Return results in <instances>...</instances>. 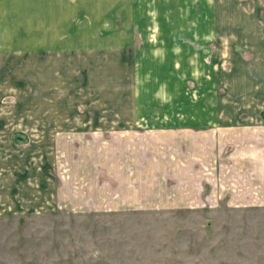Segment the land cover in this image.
<instances>
[{"label":"rangeland","instance_id":"rangeland-1","mask_svg":"<svg viewBox=\"0 0 264 264\" xmlns=\"http://www.w3.org/2000/svg\"><path fill=\"white\" fill-rule=\"evenodd\" d=\"M199 2L0 0V264H264V208L175 209L169 165L146 167L160 202L148 181L139 202L126 191L129 160L167 163L185 135L184 119L131 112L199 110L186 73L202 70L186 65L230 72L234 36L264 28L248 1L211 7L226 37L207 60L185 37L207 14ZM134 130L144 152L116 139Z\"/></svg>","mask_w":264,"mask_h":264},{"label":"crops","instance_id":"crops-1","mask_svg":"<svg viewBox=\"0 0 264 264\" xmlns=\"http://www.w3.org/2000/svg\"><path fill=\"white\" fill-rule=\"evenodd\" d=\"M198 1L199 5L207 8V14H203L201 20L196 21V26L192 25L190 31L185 32V37L191 42L187 45L190 50L198 47L201 54L210 53L208 60L214 54L210 52L211 48L220 46L218 40L226 37V32L218 30L219 21L210 14L211 7L229 4L227 0ZM239 1L264 8V0ZM250 17L256 23L264 24V14ZM260 28L234 36L230 72H225L222 63L215 59L201 62L200 66L199 63L193 64L196 68L186 65L184 69L187 72L202 70L200 75L186 73V77L195 80L201 88L199 110L131 112L134 119L162 118L164 113L169 118L185 120L184 137L179 140L177 132L170 137L168 164L161 159L147 161L140 158V153L138 158L127 162L128 167L137 168L135 177L139 175L128 181L126 189L132 193L134 201L139 202V191L145 189L147 181L153 183L152 188L147 186L154 193L152 197L159 202L163 199L162 180H145L144 177L147 166L169 165L172 168L168 181L169 202L175 209L264 208V28ZM172 69L177 71L178 64ZM175 128H178V123ZM138 134L134 130L116 139L123 143L131 141L134 144L132 149L144 152L141 147L145 146V138ZM113 140H106L107 146ZM117 165L113 159L106 160L105 181L110 186L118 181L114 171Z\"/></svg>","mask_w":264,"mask_h":264}]
</instances>
